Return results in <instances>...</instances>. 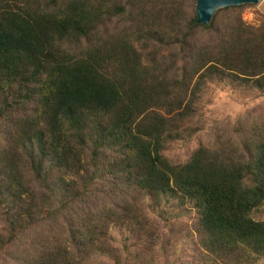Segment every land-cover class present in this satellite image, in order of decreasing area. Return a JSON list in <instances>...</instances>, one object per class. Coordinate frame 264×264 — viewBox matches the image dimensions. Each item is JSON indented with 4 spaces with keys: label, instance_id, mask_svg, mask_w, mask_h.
<instances>
[{
    "label": "trees",
    "instance_id": "obj_1",
    "mask_svg": "<svg viewBox=\"0 0 264 264\" xmlns=\"http://www.w3.org/2000/svg\"><path fill=\"white\" fill-rule=\"evenodd\" d=\"M175 1L0 0V264L20 236L37 239L49 225L54 233L58 220L66 243L27 242L21 264H85L95 251L111 264L144 260L122 258L129 249L117 251L109 234L111 226L147 234L135 210L99 202L92 213L99 177L109 199L141 192L189 202L198 239L191 264L264 257V221L252 218L264 205V122L242 146L200 147L186 163L163 155L194 136L182 128L206 75L264 85V25L247 26L240 7L198 25L197 0L192 18ZM200 28L213 36L194 45ZM174 47L180 53L162 54Z\"/></svg>",
    "mask_w": 264,
    "mask_h": 264
},
{
    "label": "rangeland",
    "instance_id": "obj_2",
    "mask_svg": "<svg viewBox=\"0 0 264 264\" xmlns=\"http://www.w3.org/2000/svg\"><path fill=\"white\" fill-rule=\"evenodd\" d=\"M133 1V0H130ZM151 2L152 0H146ZM180 3L179 8L188 6L187 18H192L191 0H176ZM238 13L241 20L249 27L261 28L264 25V0L257 5L239 6ZM185 13V12H184ZM131 19L134 11L130 13ZM131 19L124 23L115 22L110 24L106 36L118 32L117 26L125 29L129 28ZM127 24V25H126ZM108 28V25H107ZM148 27L147 29H149ZM170 29L158 30L160 35L169 32ZM202 28L193 31L192 44L201 43V39L212 37ZM165 42V41H164ZM180 53L177 47L171 48L162 54ZM179 59V58H178ZM196 79L191 83L195 84ZM189 98H191L189 96ZM191 116L183 124V130H192L194 136L188 143L177 141L169 143L163 150V155L172 162L186 163L192 154L200 147L209 149L225 148L230 143L241 144L249 138L255 124L263 125L264 122V85L256 83H243L236 80L231 81V77L226 73H210L204 78L197 95L193 98ZM100 170L102 167H99ZM59 168H54L53 173L60 172ZM99 176H102L99 174ZM92 194H90V207L95 214L94 204L101 202L98 209L108 208L120 213L125 207L132 208L141 216L142 226L147 234L139 229L135 234L127 227L111 226L109 231L112 246L119 252H123L124 246L129 249V256L122 255V258H131L139 255L144 259L135 264H191L195 261L196 254V222L197 212L188 202L183 204L178 198L164 199L158 201L145 197L141 192L123 194L114 199L106 197L103 186L104 178H93ZM82 207V206H81ZM80 208V207H78ZM73 217V216H72ZM255 221H264V205L252 213ZM72 218H70L71 220ZM63 220H58L54 225L55 232H50V225L43 226L36 231L37 239L33 235L19 237V239L6 250L3 257V264H21V253L27 246V242H33L41 247H49L54 243H66L68 239L67 230L61 228L67 226ZM158 232L159 237L151 239L149 235ZM135 235V236H134ZM141 237V239H139ZM27 243V245H28ZM89 251V250H87ZM131 256V257H130ZM85 264H111L100 251L93 252L91 258ZM254 264H264V257Z\"/></svg>",
    "mask_w": 264,
    "mask_h": 264
},
{
    "label": "water",
    "instance_id": "obj_3",
    "mask_svg": "<svg viewBox=\"0 0 264 264\" xmlns=\"http://www.w3.org/2000/svg\"><path fill=\"white\" fill-rule=\"evenodd\" d=\"M260 2L261 0H197L195 7L196 24L209 26L219 10L243 5H257Z\"/></svg>",
    "mask_w": 264,
    "mask_h": 264
}]
</instances>
